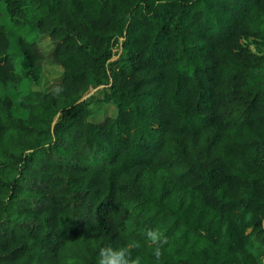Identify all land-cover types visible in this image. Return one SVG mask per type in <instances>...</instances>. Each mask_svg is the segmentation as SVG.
<instances>
[{
    "label": "trees",
    "instance_id": "trees-1",
    "mask_svg": "<svg viewBox=\"0 0 264 264\" xmlns=\"http://www.w3.org/2000/svg\"><path fill=\"white\" fill-rule=\"evenodd\" d=\"M0 3V264H264V0Z\"/></svg>",
    "mask_w": 264,
    "mask_h": 264
},
{
    "label": "rangeland",
    "instance_id": "rangeland-1",
    "mask_svg": "<svg viewBox=\"0 0 264 264\" xmlns=\"http://www.w3.org/2000/svg\"><path fill=\"white\" fill-rule=\"evenodd\" d=\"M9 20V13L5 6L0 3V22L7 23ZM243 45L253 53H256V45L252 38H247L242 40ZM38 47L43 55V60L41 62L42 74L39 80V83H33L30 80L24 78L21 83L10 90L9 94L13 101L12 111L16 116L21 114V108L19 107L20 98L28 90H43L48 91L52 85L58 81L62 76V68L59 65H56L52 61L51 52L53 46L50 44L49 39L44 36L40 37L38 40ZM120 52V51H118ZM100 88H93L89 91L88 95L94 96L91 101V109L93 114L90 117V120L93 122H98L106 118L107 116H115L116 109L110 104H103L100 106L97 105V99L100 97Z\"/></svg>",
    "mask_w": 264,
    "mask_h": 264
},
{
    "label": "clouds",
    "instance_id": "clouds-1",
    "mask_svg": "<svg viewBox=\"0 0 264 264\" xmlns=\"http://www.w3.org/2000/svg\"><path fill=\"white\" fill-rule=\"evenodd\" d=\"M147 239L156 247L153 249L154 256L159 259L161 257V247L163 243V233L152 230L147 233ZM138 247L136 242H130L126 247L121 248H104L99 254V264H140V259H132L129 255L131 249Z\"/></svg>",
    "mask_w": 264,
    "mask_h": 264
},
{
    "label": "water",
    "instance_id": "water-1",
    "mask_svg": "<svg viewBox=\"0 0 264 264\" xmlns=\"http://www.w3.org/2000/svg\"><path fill=\"white\" fill-rule=\"evenodd\" d=\"M263 227H264V220H263Z\"/></svg>",
    "mask_w": 264,
    "mask_h": 264
}]
</instances>
